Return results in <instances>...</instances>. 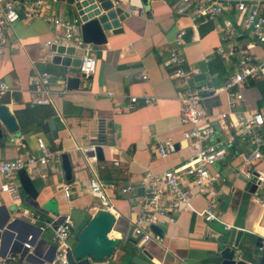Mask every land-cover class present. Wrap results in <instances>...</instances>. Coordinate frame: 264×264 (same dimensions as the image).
Segmentation results:
<instances>
[{
    "label": "crops",
    "instance_id": "0c3cea01",
    "mask_svg": "<svg viewBox=\"0 0 264 264\" xmlns=\"http://www.w3.org/2000/svg\"><path fill=\"white\" fill-rule=\"evenodd\" d=\"M175 2L124 0L122 6L126 10L139 11H130V16L121 23L122 32H107V41L95 44L96 71L83 78L77 89L67 87L71 66L63 60H55L52 45H46L48 40L63 35L62 27L51 25L40 16H22L8 27L7 43L0 54V79L14 89L0 98V103L10 105L20 131L15 136L0 139V159L38 150V137H43L47 146L59 154V160L45 165L39 173L30 174L38 190L37 198L20 189V200L14 201L0 190V225L11 216H23L14 224L13 232L18 231L21 238L29 232L35 234L34 255L25 256L19 245L14 246L20 256L17 263L10 264H43L39 258L43 254L47 256L44 263L48 264L56 245L54 229L40 230L38 226L48 221L58 222L65 214L72 216L76 242L78 231L99 210V200L88 186L95 174L103 182L116 185L109 188L108 193L117 216L112 234L121 238V246L110 257L93 260V264H132L133 256L140 257L143 264H221L218 252L235 243L247 251L241 256L251 264L260 263L262 248L257 243L264 237V203L257 200V195L264 202V187L258 189L253 180L240 173L242 152L249 150L250 145L247 137L236 132L230 117L223 124L215 122L214 116L208 119L209 123L217 125L213 143L226 146L225 158L211 166L217 176L214 189L219 220L204 218L201 212L207 207L208 196L197 194L191 207L183 210L175 223L165 220L158 225L162 229V233L155 231L158 240H151L142 247L134 242L132 221L145 192L143 185L147 175H160L169 168L181 166L199 149V145L191 144L184 135L187 125L182 121L180 100L184 85L180 78L172 76V68L166 65L169 47L177 32L181 28L187 31L181 47L187 56L185 68L196 66L199 70L190 78L192 85H222L237 61L236 58L224 59L216 52L222 43L221 19L215 22L214 30L200 36L201 22L193 19L191 12H177L173 8ZM47 10L49 14L80 18L63 0H48ZM227 15L234 17L232 12ZM192 22L197 24V34ZM243 40L254 42L253 51L258 57L262 56L264 47L255 37L246 35ZM43 71L52 74V101L32 106L30 90L36 74ZM252 81L257 80L248 81L241 89L243 99L237 107L264 113V94ZM133 96L137 98L135 101L131 100ZM146 96L155 99L146 102ZM227 100V95L222 93L207 99L205 104L212 111H226ZM49 120H55L58 129L57 138L52 140H48L43 131V125ZM102 126L104 130L100 134ZM167 138L176 143L177 149L162 158L155 147ZM98 145L103 149L102 159L95 151ZM91 151L93 154L89 155ZM63 152L69 154L73 167L70 181L61 166ZM254 183L255 189L252 188ZM65 184L70 186L69 196L65 193ZM126 184H132L135 189L121 195L117 187ZM142 187L144 191L140 190ZM250 250L253 257L248 258Z\"/></svg>",
    "mask_w": 264,
    "mask_h": 264
},
{
    "label": "built area",
    "instance_id": "2783aa9c",
    "mask_svg": "<svg viewBox=\"0 0 264 264\" xmlns=\"http://www.w3.org/2000/svg\"><path fill=\"white\" fill-rule=\"evenodd\" d=\"M48 0H0V54L4 52L7 43L8 27L22 16H40L51 25L63 28L61 37L48 40L47 46L52 44L71 43L81 48V64L79 71L85 77L96 71L97 57L95 44L85 42L81 33L82 20L80 18H67L60 14H49ZM173 8L179 13L191 12L193 19L198 22L219 19L220 37L222 43L216 48V52L224 59H237L222 85L200 83L192 85L190 78L198 72L196 66L185 68L186 54L181 51L185 42L186 29L181 28L177 32L171 46L166 65L172 68V76L180 78L184 89L181 92L182 121L187 127L184 130L185 137L191 144L199 145V149L188 162L178 167L165 170L160 175L148 174L144 195L132 221L135 232V244L144 246L151 240H158L159 235L153 230L165 220L175 223L179 214L191 207L192 199L197 194H207V207L201 212L207 221L219 220L215 211L216 192L214 189L217 176L211 171V166L225 158L226 146L221 143L216 145L213 139L216 136V124L209 123L213 117L215 122L223 124L227 117L231 119V125L236 132L248 138L249 150L242 152L243 165L240 173L257 184V188L264 187V113L260 110L249 111L238 108L243 99L241 89L251 80L264 81V49L262 56L253 51L254 42L244 41L243 37L251 35L264 47V0H176ZM138 12V9H130ZM234 13V17L228 16ZM192 27L197 34V24L192 22ZM147 77V74H143ZM52 74L47 71L38 72L35 76L34 87L30 90V105L47 104L52 101L51 95ZM13 86L6 80L0 79V98L13 91ZM225 93L228 97V110L212 111L205 101L209 98ZM137 98L133 96L132 101ZM146 102L154 101V96H146ZM38 150L20 153L15 158L0 159V190L7 192L14 201L20 200V183L18 171L25 169L29 174L39 173L41 169L59 160V154L51 150L43 137L37 138ZM177 149L176 143L167 138L157 143L155 151L159 157L167 158ZM90 193L98 198L99 209L109 210L114 213V204L108 193V189L115 184L103 182L97 174L93 175L88 183ZM118 192L126 195L133 191L132 184L118 186ZM67 196L70 195V186L64 185ZM261 203L263 199L257 195ZM21 217H9L0 225V264L17 263L20 252L25 256L34 255L35 234L29 232L23 238L18 231L13 232V226ZM20 220V219H19ZM73 219L71 214H65L58 222L48 221L38 226L44 230L53 227L56 249L48 264H74L68 259V251L75 244L73 233ZM226 226L229 228L230 225ZM7 243V246H6ZM264 244V237L262 239ZM20 246V252L15 251L14 246ZM3 246L7 247L6 250ZM263 248V247H260ZM43 264L47 263L45 254L39 256ZM45 262V263H44ZM39 264V263H34ZM260 264V263H256Z\"/></svg>",
    "mask_w": 264,
    "mask_h": 264
},
{
    "label": "water",
    "instance_id": "95a60500",
    "mask_svg": "<svg viewBox=\"0 0 264 264\" xmlns=\"http://www.w3.org/2000/svg\"><path fill=\"white\" fill-rule=\"evenodd\" d=\"M71 5L73 10L82 20L81 33L85 42L94 44H103L107 41V32L119 33L123 31L121 23L130 16V11L122 6L124 0H63ZM146 2V1H144ZM215 29L214 20H206L198 26L200 36ZM52 50L56 53L55 60H63L70 65V75L67 77V87L77 89L81 85V81L85 78L84 74L79 75L78 67L81 64L82 49L72 45L52 44ZM76 55L75 58L69 60L67 56ZM64 56V57H63ZM100 134L104 128L100 127ZM20 131V126L12 108L7 103H0V139L15 136ZM43 131L48 138L52 140L57 138L58 129L55 120H49L43 125ZM97 157L103 158L102 146L95 148ZM93 154V151L88 153ZM61 166L67 180L73 178V167L68 153L61 154ZM18 178L21 189L33 198H37L38 190L35 186L33 178L25 169L18 171ZM252 188H256V184H252ZM144 191V188L140 190ZM3 205V204H2ZM117 216L115 213L99 209L90 217L87 223L78 231L76 242L72 249L68 251V259L71 263L82 264L87 262L93 264V260H103L110 257L116 248L121 246V238L114 236L112 230L115 226ZM154 231L162 233L159 226L152 227ZM262 248L260 264H264V244L257 243ZM55 251L56 245L53 246ZM243 251L238 243L234 246H224L218 255L221 257V264H251L250 260L241 256ZM54 253L50 260H52ZM248 258L253 257V251L247 254ZM138 256H133L132 264H143Z\"/></svg>",
    "mask_w": 264,
    "mask_h": 264
},
{
    "label": "trees",
    "instance_id": "16d2710c",
    "mask_svg": "<svg viewBox=\"0 0 264 264\" xmlns=\"http://www.w3.org/2000/svg\"><path fill=\"white\" fill-rule=\"evenodd\" d=\"M252 82H254V83H256V84H258L259 86H260V88H261V90H262V92H263V94H264V81H262V82H257V81H252ZM135 242V241H134Z\"/></svg>",
    "mask_w": 264,
    "mask_h": 264
}]
</instances>
